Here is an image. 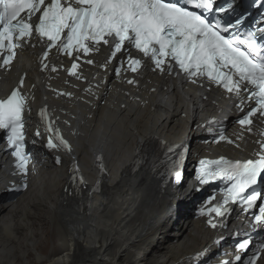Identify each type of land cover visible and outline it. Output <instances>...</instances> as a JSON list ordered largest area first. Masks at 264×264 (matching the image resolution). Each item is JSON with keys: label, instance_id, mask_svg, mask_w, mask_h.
Segmentation results:
<instances>
[{"label": "bare ground", "instance_id": "obj_1", "mask_svg": "<svg viewBox=\"0 0 264 264\" xmlns=\"http://www.w3.org/2000/svg\"><path fill=\"white\" fill-rule=\"evenodd\" d=\"M101 64L98 60L79 82L66 78L64 70L42 76L38 64L18 68L25 73L22 88L30 106L24 130L36 144L25 145L32 156L28 188L9 191L21 177L13 175L14 158L6 163L0 134V264H247L264 243V227L250 230L236 212L227 217L231 224L209 227L207 218H220L200 214L209 209L211 191L180 195L185 180L176 189L165 173L176 162L189 165L212 154L255 158L259 137L234 126L227 130L234 120L229 118L223 134L233 143L220 136L211 142L218 129L211 122L224 116L230 99L209 92L202 101L196 91L203 88L193 86L180 96L176 81L169 84L146 70L133 78L136 85L126 83L122 90L123 83L111 76L103 87ZM17 77L0 73V94L10 91ZM58 93H71L74 104ZM42 103L52 108L54 127L71 153L46 147L50 134L37 116ZM192 115L200 118L190 121ZM188 128L183 146L179 142ZM199 130L202 135H196ZM97 156L103 157V180L97 179ZM73 163L84 183L73 182ZM245 239L249 247L236 261L237 245ZM256 264H264V253Z\"/></svg>", "mask_w": 264, "mask_h": 264}, {"label": "snow or ice", "instance_id": "obj_2", "mask_svg": "<svg viewBox=\"0 0 264 264\" xmlns=\"http://www.w3.org/2000/svg\"><path fill=\"white\" fill-rule=\"evenodd\" d=\"M259 3L264 7V0ZM226 5L217 7L216 0H0V69L10 70L20 50L36 46L31 44L35 37L43 48L39 58L41 71L49 68L58 71L55 65L46 63L55 49L71 58V67L66 69L68 75L84 79L78 72L77 61L81 55L89 57L106 46L109 55L100 67L107 69L113 60H118L117 78L122 71L138 73L150 66L151 71L169 75L178 69L193 84L206 79L222 88L239 100L237 107L245 114L237 122L242 129L259 137L258 150L253 154L255 158L243 162L223 157L200 161L197 179L201 184L218 178L227 182L221 189L222 202L201 209L200 214L214 213L222 218L229 212L228 205L239 204L245 213L258 208V213L253 212V227L264 226V203H259L264 201V189L257 190L264 184V127L257 130L255 124L259 120L264 125V28H249L239 33L244 23L243 13H237L234 22L210 19L214 14L235 12L234 0H226ZM84 63L94 65L90 58ZM126 83L136 85L137 81L128 79ZM23 84L22 76L10 94L0 98V130L7 133V148L15 160L13 175L21 177L19 184L12 183L9 188L13 192L28 188L32 160L24 142L27 97L21 91ZM86 91L91 92V88ZM39 115L50 134L46 147L71 153L72 146L54 127L47 110L42 108ZM220 140L233 143L223 131ZM96 159L103 171V157ZM56 163H61L59 156ZM72 172L74 183H84L76 163ZM171 175L176 182L182 179L177 168L172 169ZM207 223L213 229L226 226L218 225L213 219ZM249 244L245 239L237 245L236 261L242 259L239 252L246 251ZM261 253L264 243L259 244L247 264H256Z\"/></svg>", "mask_w": 264, "mask_h": 264}, {"label": "rangeland", "instance_id": "obj_3", "mask_svg": "<svg viewBox=\"0 0 264 264\" xmlns=\"http://www.w3.org/2000/svg\"><path fill=\"white\" fill-rule=\"evenodd\" d=\"M18 194H23V193H18ZM184 219H185V218H184ZM170 230H171V228H169L167 232H170Z\"/></svg>", "mask_w": 264, "mask_h": 264}]
</instances>
